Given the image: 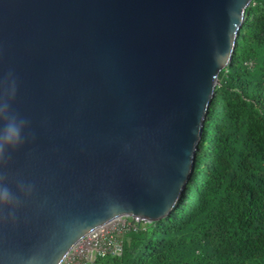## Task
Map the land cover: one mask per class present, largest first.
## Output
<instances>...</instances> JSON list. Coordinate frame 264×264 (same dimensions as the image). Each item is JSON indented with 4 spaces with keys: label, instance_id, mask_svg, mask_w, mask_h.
<instances>
[{
    "label": "water",
    "instance_id": "1",
    "mask_svg": "<svg viewBox=\"0 0 264 264\" xmlns=\"http://www.w3.org/2000/svg\"><path fill=\"white\" fill-rule=\"evenodd\" d=\"M251 1L0 0V75L35 134L10 168L36 186L0 264H60L116 217L176 208Z\"/></svg>",
    "mask_w": 264,
    "mask_h": 264
},
{
    "label": "trees",
    "instance_id": "2",
    "mask_svg": "<svg viewBox=\"0 0 264 264\" xmlns=\"http://www.w3.org/2000/svg\"><path fill=\"white\" fill-rule=\"evenodd\" d=\"M194 172L165 218L128 228L94 264H264V0L219 73Z\"/></svg>",
    "mask_w": 264,
    "mask_h": 264
},
{
    "label": "clouds",
    "instance_id": "3",
    "mask_svg": "<svg viewBox=\"0 0 264 264\" xmlns=\"http://www.w3.org/2000/svg\"><path fill=\"white\" fill-rule=\"evenodd\" d=\"M18 89L12 69L0 75V222L15 221L18 211L36 191L34 183L13 174L10 168L14 154L35 139L30 120L15 109Z\"/></svg>",
    "mask_w": 264,
    "mask_h": 264
},
{
    "label": "built area",
    "instance_id": "4",
    "mask_svg": "<svg viewBox=\"0 0 264 264\" xmlns=\"http://www.w3.org/2000/svg\"><path fill=\"white\" fill-rule=\"evenodd\" d=\"M130 216L116 217L91 230L68 251L60 264H94L98 257H116L122 252L126 230L135 226Z\"/></svg>",
    "mask_w": 264,
    "mask_h": 264
}]
</instances>
